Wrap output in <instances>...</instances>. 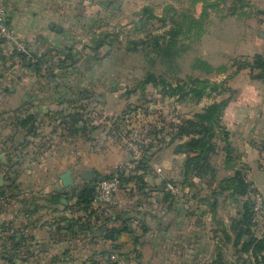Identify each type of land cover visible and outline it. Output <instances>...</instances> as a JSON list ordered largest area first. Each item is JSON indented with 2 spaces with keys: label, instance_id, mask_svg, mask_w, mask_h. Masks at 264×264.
I'll return each instance as SVG.
<instances>
[{
  "label": "crops",
  "instance_id": "0c3cea01",
  "mask_svg": "<svg viewBox=\"0 0 264 264\" xmlns=\"http://www.w3.org/2000/svg\"><path fill=\"white\" fill-rule=\"evenodd\" d=\"M4 1L10 9V21L27 41L34 40L37 33L32 29L37 24H54L51 18L54 17V12L51 9L57 8V14L60 15L59 11L66 4V0ZM259 8L264 10V5ZM257 27H260V36L263 37L264 17L260 18L259 26L257 23L254 28ZM255 31H251L249 38L253 45L252 50L250 45L245 48L249 42L247 41L242 48L232 47L233 52L228 55L253 57L260 53L258 46L264 44V40L258 41ZM42 32L45 33V29ZM225 50L229 51L228 48ZM24 69L26 68H21L20 72L14 71L18 73L15 81L0 78V105H7L0 111V135L10 129L7 132L9 137L0 139V264H82L86 257L104 261L101 252L110 249L113 244L119 246L118 250L126 256L127 264H212L218 257L222 264H236L241 258H246L247 264H255L252 250L243 251V244L236 245L234 242L236 233L232 224L242 210L241 205L233 200V196L193 193L190 187L182 186L183 178L179 179L173 172L172 175L171 171L168 174H162V171L157 173L156 166L171 168L172 164L183 165L186 154L176 153L173 146L154 149L155 153L151 157L153 172L147 176L148 184L145 187L140 189L134 182L124 183L117 196L120 202L117 209L120 216L118 219L104 217L97 211L100 218L92 223L93 231L79 232L76 228L75 232L68 231L65 218L78 217L83 212L64 207L66 204L61 199L66 198L68 202L67 192L70 189L63 184L61 175L69 169L72 170L74 183V172L82 176L86 171H92L89 166L98 163V153L101 152L92 151L88 146L89 151L73 159L68 155L60 158L53 152H46L40 159L29 161L18 154L25 146L28 151L30 148L43 150V143L36 140L35 136L39 135L37 129V135L27 134L26 130L16 124V114L10 115L6 111L10 108L8 105H27V112H36L39 118L40 115L48 114L46 105L50 107L43 100L42 94L37 96L34 92L24 93L18 99L4 96V92L12 94L15 91L16 84L21 83L22 73L33 74ZM230 76L225 74L219 81H225L232 93L228 95L226 93L229 91L219 92L214 96V101L231 96L224 111L223 124L230 133L232 164H264V80L253 79L249 69L240 70ZM62 98H58L53 105L63 107ZM207 98L206 96V104L214 102ZM14 127L15 130L19 128L24 132L22 136L26 140L17 141L19 133ZM8 147L15 150L13 154H18V157L11 155V161H7L4 154L9 151ZM104 147L108 161L100 164L103 170L113 166L112 163H127L132 158L131 154H125L120 147V150H116L113 145ZM221 153L226 160V152L220 150ZM86 167L88 169L83 170ZM254 177L256 176L249 177V180L264 185V177L260 181ZM164 180L166 188L171 192L169 195L164 192ZM262 191L264 193V189ZM53 195H59L60 203H57V198L52 200ZM220 199L232 201L230 207L234 209L230 210L229 216L220 209ZM74 202L75 200L69 201L71 204ZM46 210L52 217L49 223L40 221ZM106 222L107 226L121 229L115 233L114 241L105 240L103 237L101 228ZM13 232L21 234L24 239L23 246L19 249H13L12 243L6 240V236ZM6 250H11L14 255L12 261L4 257Z\"/></svg>",
  "mask_w": 264,
  "mask_h": 264
},
{
  "label": "rangeland",
  "instance_id": "374dc122",
  "mask_svg": "<svg viewBox=\"0 0 264 264\" xmlns=\"http://www.w3.org/2000/svg\"><path fill=\"white\" fill-rule=\"evenodd\" d=\"M0 2H4L9 14L8 3L4 0H0ZM261 5H264V0H200L198 2L196 0H66L65 8H61L59 11L61 12L60 15L57 14V8L51 9L54 12V17H51L54 20L52 22L54 24H37L34 26L32 30L37 33L34 40H24L15 29L19 37L27 43L29 51L39 54L48 51V59H51L53 56L49 64L53 65L55 71H59L58 62L55 61L57 59L55 49L73 46L79 48V50L87 51L88 48L86 47L91 44V38L101 32H110L112 34L110 38L115 39L111 49V58L105 59L102 62L83 63L84 57L82 56L76 66L68 67V76L64 77L68 86H72L76 91L81 89L84 91L85 94L79 93V95L86 96L87 98L79 100L77 104L89 103V118L94 125L99 126L97 129H92L90 125L87 126L88 131L85 137L80 132H69L66 124L62 123V115L56 113L55 110L63 108L58 104L53 105V103L57 102L58 98L65 96H68L67 98L71 100L73 96L66 88L57 90L55 82L49 79L48 74L35 75L33 73L26 75V73L21 72V83L19 85L16 84L15 91L12 94L4 92L5 97L13 96L16 99L27 92L29 94L34 92L37 96H39L38 94H42L43 100L47 102L46 104H50V107L47 105L45 107L48 114L41 116L42 112H40V118L37 122L39 135L35 137L37 142L43 143V150L30 148V151H28L25 146L23 148L24 151L22 150L18 154L25 156L26 161L33 160L34 158L40 159L46 152H53L56 156H60V158L68 155L73 159L75 156L85 153L92 148V151L101 152L100 154L98 153L100 156L98 163L89 166L92 169L93 179L94 176L96 180L99 179L95 175L96 173L111 174L115 172L118 166L124 163H112L113 166L105 170L100 168V164L107 163L108 161L104 146L113 145L116 150H120V147L121 150L124 149L123 152L125 154H131V149L129 146L126 147V144L130 142L138 129H135L133 134L128 137L123 135L121 131L113 130V122L108 121V118L117 117L122 114L123 110L130 107L139 106L154 112L144 116L141 113L142 111L139 110L138 114L132 117L133 119L131 118V122L135 123V125L148 124L150 121H158L164 118V125L166 126L171 121L177 123L183 118L192 117L195 112L202 111L208 105L206 104V96L198 102L191 99L178 100L177 96H163L162 87L156 88L151 84L146 87L145 91L138 88L136 92L129 93L136 84V78H143L146 71L153 69L157 74H165L168 80L173 82L192 84L195 78H208L212 82L220 83L221 76L225 74L228 76L232 75L236 69V63L247 58H252V56L245 55H228V53L233 52V49L231 50L232 47H244L247 41H249L252 30H256L258 41L264 40V36H260V27L254 28L257 23L259 26L260 18L264 17L259 8ZM144 6H150L157 15L165 16L167 18V26L163 27L162 21L151 19L146 27H140L141 30H136L135 23H140V12ZM205 7L206 13L203 15ZM192 17H201V24L193 25L192 31L187 37L185 35L181 36L179 41L181 53L176 59L174 70H169L170 66L168 63L162 60H158L156 65L152 66L151 58L153 55L147 53L153 47L150 38L155 34H162L165 30L169 29L172 26L170 22L171 18L189 22ZM57 27L61 29L57 30ZM42 29H45V33L42 32ZM115 34L118 36L116 37ZM141 40H146L148 44L139 43L137 46L138 50L134 51L135 44L133 41L138 42ZM248 46L250 50L253 49L251 41L246 44L245 48ZM258 47L260 53L264 54V44ZM3 48L5 50L2 55L0 54V78H6L5 80L7 81H15L18 76L17 72H20L21 68H23V63L18 56L12 55L15 49L12 43L6 41L3 44ZM225 48H228L229 51L225 50ZM2 56H5V59ZM204 62H208L214 69L208 72L203 65ZM222 67L226 70L221 72L218 68ZM14 71L17 72L14 73ZM218 94L219 92H215L212 95H208L207 99L213 102L216 99L214 96ZM226 94L230 95L231 91ZM17 104L11 103L8 105L10 108L5 110L10 115H13L15 114L14 110L19 107ZM5 106L7 105L1 104L0 111ZM27 108V105L23 106L22 111L24 112ZM162 124L159 122L160 126ZM15 131L19 133L17 141L21 140L20 142H22L26 140L22 136L24 134L22 130L18 128ZM7 132L0 135L1 140L9 137L7 136ZM136 139L139 140L138 138ZM220 144L222 145L223 142ZM14 151L13 148L9 149L8 152L6 151L4 153L6 158H9ZM52 156L53 154L50 157ZM50 157L49 160L51 159ZM120 157L121 155H119ZM212 160L216 167V175L214 177L216 183L213 182L209 185L207 183L210 179H197L195 180V186L190 188L191 192L208 194L216 187L219 181L234 173L233 169L227 168V164H224L226 160L224 159V155L220 154V151L214 155ZM229 165L242 170L243 176L247 180L249 177L256 176L254 178L260 181L264 177V164H252V167L249 164ZM182 166L181 164H172L171 168H162V166H156L155 168L158 171L157 173L162 171V174H168L171 171L170 175L173 172V175L178 176L180 179L183 178ZM85 169L88 168L86 167L83 170ZM74 177L75 181L73 185L68 187L70 189L68 192L69 199L72 198L73 188L88 181L82 178L78 172H74ZM249 181L252 183L250 196L247 195L244 199L250 197L252 200L255 198V207L257 208L256 195H260L263 206L264 193L262 190L264 189V185ZM225 194H230V192L225 191ZM233 200L235 199L233 198ZM71 201H74V198ZM231 203L232 201L220 199V209L223 213H227L228 216L230 210L234 209V207L233 209L230 207ZM45 212L46 215H42L40 221L49 223L52 217H50L47 210ZM254 214L256 218V209ZM259 216L261 219H256L253 230L256 236L263 238L264 215L261 213ZM237 262L238 264H247L246 258H241ZM38 264L43 263L38 262Z\"/></svg>",
  "mask_w": 264,
  "mask_h": 264
},
{
  "label": "trees",
  "instance_id": "16d2710c",
  "mask_svg": "<svg viewBox=\"0 0 264 264\" xmlns=\"http://www.w3.org/2000/svg\"><path fill=\"white\" fill-rule=\"evenodd\" d=\"M197 2L200 0H196ZM203 1V0H202ZM4 3V2H3ZM5 5V4H4ZM6 6V5H5ZM264 14V10H260ZM206 13V7L203 10V15ZM9 15V14H8ZM141 18L140 23H135L136 30L146 27L151 19H157L162 21V26H167V18L165 16H159L155 13L154 9L150 6H144L140 12ZM202 17V16H201ZM192 17L189 22L179 21L174 18L170 19L172 26L165 30L162 34H155L150 39L152 41V48L147 53L153 55L151 58V65L155 66L158 60H162L168 63L169 70H174L176 59L181 53L180 38L182 35L186 37L191 33L192 27L195 24H201L200 19L202 18ZM10 19V18H9ZM141 27V28H140ZM112 34L110 32H101L100 34L94 35L91 38V44L87 45V51L79 50L73 46H67L64 48H57L56 55L58 62L59 71H55L53 65H50L51 59H48V51L41 54L37 52L27 50H18L15 46L14 53L22 61V66L27 68L31 73L35 75H46L48 74L49 79L55 82V88H66L72 94L73 98L70 100L65 96L62 98V108L55 110L56 113L62 115L63 122L68 127L69 132L78 133L82 136H87L88 127L97 129L99 126L94 125L92 120L89 118V107L90 104H77L81 99L87 98L86 96L79 95L84 93L81 89L76 91L72 86H68L65 82L64 77L68 76V67L76 66L83 56V63H91L93 61L102 62L105 59L111 58V49L113 47L114 38H110ZM116 37L118 36L115 34ZM22 39V38H21ZM7 40L0 37V54L4 52L3 44ZM135 44L133 50H138V44H148L146 40L133 41ZM5 59V56H2ZM203 65L206 67L208 72H211L214 67L208 62H204ZM45 68V69H44ZM220 71H225L224 67L218 68ZM243 69H249L253 79L264 80V55L261 53L255 54L251 59L247 58L239 63H236V69L233 73H236ZM46 70V71H45ZM77 73V72H76ZM75 74V73H73ZM75 77V76H74ZM62 78V79H61ZM136 84L129 91V93L136 92L138 88L145 91L148 85L159 88L162 87L163 96L174 97L177 96L178 100L191 99L195 102L200 101L202 98L213 93L231 91L232 90L225 85V81L221 83L212 82L210 79L195 78L192 84L173 82L169 81L165 74H157L153 69H149L145 72L144 77L141 79L136 78ZM231 96L224 98L221 101H214L207 105L202 111L195 112L192 117L183 118L180 122L171 121L169 125H164L165 119L162 118L156 121H150L148 124H139L131 122L141 110L142 114L150 115L154 111L143 109L142 107L135 106L123 110L122 114L117 117L108 118V121H112V129L121 131L123 135L131 136L135 129H138L137 138L138 143L144 148V156L140 159L139 163L135 168H126L124 170L117 169L111 174L96 173L99 177L96 180L94 176L93 181H87L84 184L77 185L73 188L72 198L68 197V204L64 205L67 209L82 211L83 215L78 217L65 218L66 229L70 232L77 231L83 232L93 231L96 221L100 218L98 210L94 208L93 200L97 182L118 176L122 179L123 183L134 182L135 186L142 189L148 184L147 176L153 172L151 166V157L153 156L154 149L161 150L165 146H173L176 153L186 154V158L183 162L182 173L183 179L181 180L182 186H188L193 188L195 186V180H208L207 184L215 182L216 167L214 166L213 157L220 150L226 152V164L227 168L233 169L234 173L231 176L225 177L223 180L217 183L216 187L213 188L209 193L215 196L225 194V191H229L230 194L227 196H233L235 201L241 205V215L234 219L232 229L236 233L235 244H243V251H251L255 259V264H264V237L260 238L254 234L253 227L256 222L255 218V198L251 200L244 199L245 196H250L251 182L249 179L243 176V171L239 168L231 166L233 156V147L230 141V133L226 126L223 124V115L226 107L229 105ZM23 107H19L15 110L16 124L22 129L27 131V134L37 135V122L38 113L22 111ZM132 118V119H131ZM91 121V122H90ZM128 121V122H127ZM159 122L163 123L161 126ZM134 124V125H132ZM138 127V128H137ZM124 129V130H123ZM185 137L187 139L183 140ZM150 138L149 145L145 146L143 140ZM132 139V138H131ZM223 142V147L221 146ZM128 147V144H126ZM133 157L132 151L130 150ZM14 157H18V154H11ZM12 156L7 158V161H11ZM132 160V158H131ZM130 160V161H131ZM210 177V178H209ZM162 186H165L164 192L169 195L171 192L166 188V181L162 182ZM68 194V192H67ZM59 195H53L52 200H58ZM74 198L73 204L69 203ZM262 213L264 215V205L262 206ZM120 216L117 215V219ZM255 219V220H254ZM107 221V218H105ZM121 229L116 226H107V222L102 226L101 231L105 240L114 241L115 233ZM18 235L20 236L18 238ZM6 240L11 242L14 246L13 249L23 246L24 239L21 234L11 233L6 236ZM118 245H112L110 249L102 251V258L104 261L93 259L96 264H104L110 262V254L112 252H120ZM10 251V252H9ZM13 254L11 250L4 252V257L8 261H12ZM212 264H222L221 258L218 257ZM227 264H229L227 262Z\"/></svg>",
  "mask_w": 264,
  "mask_h": 264
},
{
  "label": "built area",
  "instance_id": "2783aa9c",
  "mask_svg": "<svg viewBox=\"0 0 264 264\" xmlns=\"http://www.w3.org/2000/svg\"><path fill=\"white\" fill-rule=\"evenodd\" d=\"M0 37L6 39L12 43L18 50H27V43L19 37L15 28L9 20L8 12L3 2H0ZM138 131L133 135L132 139L128 144L129 148L132 151L133 157L132 160L119 165V170H124L126 168H135L139 163L140 159L144 156V148L138 143L137 135ZM150 138H145L143 143L145 146L149 145ZM124 187V183L120 177L117 175L101 180L97 182L95 193H94V208L104 217H110L112 220L117 219L118 215V206L120 202L117 198L118 193ZM256 219H261L259 215L262 213V198L260 195H256ZM259 206V207H258ZM263 214V213H262ZM128 260L125 255L115 251L110 254V262H105L104 264H127ZM82 264H96L93 258L86 257Z\"/></svg>",
  "mask_w": 264,
  "mask_h": 264
},
{
  "label": "water",
  "instance_id": "95a60500",
  "mask_svg": "<svg viewBox=\"0 0 264 264\" xmlns=\"http://www.w3.org/2000/svg\"><path fill=\"white\" fill-rule=\"evenodd\" d=\"M60 29H61L60 27H57V30H60ZM82 177L85 178L88 181H92L93 180L92 171L91 170L86 171L84 174H82ZM61 178L63 180V184L66 187L71 186L73 184L72 170L69 169L66 172H64L61 175ZM61 201L63 203H65V204L68 203L67 200H66V198H62Z\"/></svg>",
  "mask_w": 264,
  "mask_h": 264
}]
</instances>
